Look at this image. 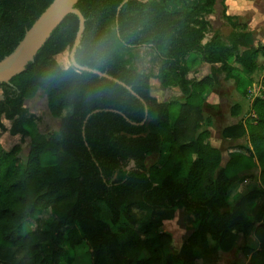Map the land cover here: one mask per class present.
I'll use <instances>...</instances> for the list:
<instances>
[{
	"label": "trees",
	"instance_id": "trees-1",
	"mask_svg": "<svg viewBox=\"0 0 264 264\" xmlns=\"http://www.w3.org/2000/svg\"><path fill=\"white\" fill-rule=\"evenodd\" d=\"M53 1L0 0V62ZM217 2L79 1L86 25L77 63L126 84L146 105L120 84L57 64L74 46L75 15L23 74L0 84L1 130L32 139L26 158L22 144L9 152L0 147V264H73L83 246L91 264H216L240 238L257 239V250L241 249L248 264H264V96L248 111L247 101L234 105L239 121L223 133L230 141L248 138V154L260 170L242 181L259 178L262 187L243 193L240 203H230L239 183L229 172L236 158L224 165L204 127L218 77L235 81L239 91L246 78L251 85L264 70L258 63L264 46H255L248 24L228 14L226 0L223 17L232 32L226 40L218 32L208 39ZM141 49L155 55L161 86L180 90L184 100L177 113L173 101L152 95L153 76L138 66ZM202 65L211 66L212 74L190 80ZM40 92L60 120L59 129L45 136L25 106ZM47 155L54 161L44 165ZM152 156L158 160L148 167ZM178 211L191 217L193 230L174 254L173 237L163 228Z\"/></svg>",
	"mask_w": 264,
	"mask_h": 264
},
{
	"label": "rangeland",
	"instance_id": "rangeland-1",
	"mask_svg": "<svg viewBox=\"0 0 264 264\" xmlns=\"http://www.w3.org/2000/svg\"><path fill=\"white\" fill-rule=\"evenodd\" d=\"M225 5L230 16L237 17L245 22L249 26V30L254 33L255 46H264V0H226ZM224 7L223 0H218L215 12L208 17L211 23L212 30L208 35L210 39L215 33H220L226 40L232 32L231 26L224 19ZM138 66L139 68L153 76L151 79L152 95L156 97L160 102L173 101L172 110L177 113L179 109V103L183 102L184 98L179 89H164L157 79L158 76V62L153 55L147 49H141L138 52ZM61 56V55H60ZM59 56V57H60ZM58 57V58H59ZM57 58V60H58ZM259 65L264 69V57H260L258 60ZM71 65V60L67 65V69ZM212 74V68L207 65H202L200 68L193 71L189 78L191 80H203ZM218 85L208 97L206 102V121L204 127H209L212 132V144L217 147L223 154L224 165L228 164L233 157L236 158V162L233 163L232 168L229 169L230 175L238 176L239 183L236 185L231 197L230 203H240V197L243 193L256 190L262 187L259 178L251 180L249 178L247 182L243 183V178L259 174V169H256L255 162L248 154V146H250L249 139L244 138L240 141H230L224 138L223 133L226 128L234 126L238 123L239 119L232 115V108L236 104L246 103V108H251L252 100L257 96H264V92L260 93L261 89H264V70L255 76L253 83L250 85L249 80H244L241 90H237L236 82L233 80H226L225 75L221 74L218 77ZM246 99L242 95L243 90L248 86ZM255 86V87H254ZM254 88V97L251 99V94ZM215 96V98H214ZM2 99V91H0V100ZM217 100V101H216ZM216 101V103H215ZM212 102V103H210ZM250 105H249V104ZM26 108L29 109L31 114L37 116V129L45 136L51 132L57 131L60 127V120L55 119L48 108L47 96L40 92L33 100L25 103ZM248 113V112H247ZM247 118V117H246ZM245 118V119H246ZM5 127L10 130L11 123L3 119ZM22 144V157L26 158L30 152L32 139L26 138L22 141L21 136L13 137L9 132L4 133L0 128V147L9 152L15 146ZM242 148V149H240ZM158 157L152 156L147 161V166L151 167L157 162ZM54 161V157L49 155L43 157L44 165L50 164ZM259 177V175H258ZM49 215L46 216V219ZM29 225H27L23 233L28 231ZM163 230L170 233L173 237V244L171 251L174 254L180 252L182 245L192 233L193 227L191 224V217L184 211H178L173 221L165 222ZM257 239H249L248 241L240 238L238 245L234 251L228 254L222 253L216 264H248L250 258H247L244 251L241 248L247 246L252 248L253 251L258 249ZM80 247L76 253V259L73 264H91V256L88 252V247Z\"/></svg>",
	"mask_w": 264,
	"mask_h": 264
},
{
	"label": "water",
	"instance_id": "water-1",
	"mask_svg": "<svg viewBox=\"0 0 264 264\" xmlns=\"http://www.w3.org/2000/svg\"><path fill=\"white\" fill-rule=\"evenodd\" d=\"M80 0H54L48 9L40 16L32 28L26 33L24 39L18 47L0 62V84H11V81L23 74L28 65L35 62L40 50L45 46L47 41L51 38L55 30L62 24V22L69 16L75 15L79 18V30L71 50L72 56L70 58L71 65L78 71L88 72L98 75L101 78L113 81L129 90L135 97L142 100L133 90L126 84L109 76L108 74L83 67L76 61V52L81 45L82 37L85 32L86 20L83 14L76 9ZM148 1V0H147ZM146 105V104H145ZM147 107V106H146ZM94 112L93 114H96ZM148 113V108H147ZM92 114V115H93ZM91 117L88 116L87 119ZM127 119V118H126ZM128 120V119H127ZM129 121V120H128Z\"/></svg>",
	"mask_w": 264,
	"mask_h": 264
},
{
	"label": "clouds",
	"instance_id": "clouds-1",
	"mask_svg": "<svg viewBox=\"0 0 264 264\" xmlns=\"http://www.w3.org/2000/svg\"><path fill=\"white\" fill-rule=\"evenodd\" d=\"M77 55H79V51L76 53ZM72 56V53L69 51V52H66L64 54H62L58 60H57V64L61 67V68H66L67 65L69 64L70 62V58Z\"/></svg>",
	"mask_w": 264,
	"mask_h": 264
},
{
	"label": "built area",
	"instance_id": "built-area-1",
	"mask_svg": "<svg viewBox=\"0 0 264 264\" xmlns=\"http://www.w3.org/2000/svg\"><path fill=\"white\" fill-rule=\"evenodd\" d=\"M255 87V86H254ZM250 91L252 92V94H251V99H253V97H254V88H253V91L251 90V88H250ZM264 92V89H261L260 90V92H259V94L260 93H263ZM259 97H263V96H257V97H255L253 100H252V103L257 99V98H259ZM251 117H253V118H256V116L254 115V114H252V116Z\"/></svg>",
	"mask_w": 264,
	"mask_h": 264
},
{
	"label": "crops",
	"instance_id": "crops-1",
	"mask_svg": "<svg viewBox=\"0 0 264 264\" xmlns=\"http://www.w3.org/2000/svg\"><path fill=\"white\" fill-rule=\"evenodd\" d=\"M207 66H209V65H207ZM201 67V66H200ZM199 67V68H200ZM211 67V66H210ZM212 68V67H211ZM198 69V68H197ZM196 71V70H195ZM190 79V78H189ZM191 80V79H190ZM210 98V97H209ZM214 98H215V96H214ZM217 101V100H216ZM216 101H215V103H216ZM209 103V101L207 102V104ZM210 103H212V102H210ZM227 141V140H226Z\"/></svg>",
	"mask_w": 264,
	"mask_h": 264
}]
</instances>
